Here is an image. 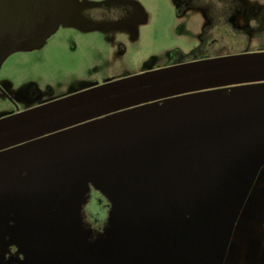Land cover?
Here are the masks:
<instances>
[{
	"label": "rangeland",
	"instance_id": "rangeland-1",
	"mask_svg": "<svg viewBox=\"0 0 264 264\" xmlns=\"http://www.w3.org/2000/svg\"><path fill=\"white\" fill-rule=\"evenodd\" d=\"M73 1L75 11L65 15L46 40L34 45L30 52L14 54L4 63L0 70V118L26 116L39 121L61 114L87 103L86 98H79L77 102H70L69 98L83 92L89 83H103L104 79L123 81L112 86V91L117 94L138 89L144 85L140 80L141 71L164 66L178 50L188 57L200 45V37L196 34L199 29L195 25L199 13L193 6V0ZM128 3L134 4V11L146 18V23L137 28L140 32L136 39L133 31L102 29L87 17L89 12L94 13L102 6ZM233 45L237 46L236 43ZM240 47L245 49L244 56L230 58L226 66L264 65V38L246 41ZM124 78L129 80L125 82ZM132 78H135L133 82L130 81ZM231 78L255 84L211 96L203 109L194 104L192 110L174 106L173 114L165 118L152 115L149 111L140 112L137 116V154L142 161L137 163L148 166L153 161L156 168L161 169L171 140L198 128L212 133L210 136L218 140L220 155L213 165L225 182L222 191H227L225 214L243 210L238 215V224L229 231L221 228L227 220L225 216L224 220L219 219V228L188 233L184 239L181 238V245L173 249L170 242L153 248L148 229L143 230L144 226L140 225L128 242L121 244L120 255L127 260L141 258L148 261L152 258V264H264V228L258 222L255 225L250 224L251 220L249 225L247 223L250 211L255 213V221H259L263 217L259 214L264 208V69L230 74L219 80ZM196 84V81H191L148 89L109 103L123 106L129 100H143L176 89L185 90ZM32 87L40 93L39 96H27ZM244 100H251L252 107L241 110L240 115L237 110L233 113L234 104ZM104 105L39 124L3 137L0 142L24 139L48 129L46 156L54 149L58 163L72 169L89 161L98 164L104 152L101 142L91 132L92 126L96 125L74 127L84 120H94L93 112L104 110ZM231 111V114L225 115V112ZM68 126L74 127L60 132ZM55 132L58 135L53 136ZM246 143L247 146H244ZM111 151L107 150V154ZM18 159L19 156L14 153L0 158V212L3 211L2 205L10 202L26 225V237L22 243V251L27 256L25 264H94L91 253L77 238L74 215L59 217V223H54L40 213L35 190L37 181L40 175H45L51 177L49 189L58 188L56 179L52 178L54 171L42 167L43 163L39 170H33L35 162L29 164L36 179L29 185L24 178L27 167L18 163ZM122 184L120 181L109 183L115 194L124 191ZM114 246L112 243L111 252ZM184 252L189 258L183 259Z\"/></svg>",
	"mask_w": 264,
	"mask_h": 264
},
{
	"label": "flooded vegetation",
	"instance_id": "flooded-vegetation-1",
	"mask_svg": "<svg viewBox=\"0 0 264 264\" xmlns=\"http://www.w3.org/2000/svg\"><path fill=\"white\" fill-rule=\"evenodd\" d=\"M192 3L199 13L195 25L199 29L196 34L200 37V45L188 57L178 50L173 52V59L164 66L153 67L149 72L141 71L140 80L144 82L142 87L117 94L112 91V86L123 81L104 79L103 83H89L83 92L69 98L72 100L70 102L86 98L87 103L67 109L61 114L39 121L25 118L26 116L0 118L1 139L84 109L106 105L117 98L148 89L196 81L195 86L185 90L176 89L143 100H129L123 106L109 103L104 105V110L93 112L94 120H84L75 127L71 126L81 128L96 125L92 126L91 132L101 142L104 152L98 164L89 161L72 169L64 163H58L54 149L46 156L50 132L48 129L24 139L0 142V158L14 153L19 156L18 163L27 167L24 172V178L29 181L27 184L36 180L29 164L35 162L33 170H39L43 163L42 167L54 171L52 178L56 179L58 188L49 189L51 177L40 175L38 178L35 190L37 189L40 213H44L45 218H51L54 223H59L67 214L74 215L77 238L91 253L94 264H152V258H148V261L141 258L127 260L120 255L121 244L127 243L140 225L144 226L143 230L148 229L153 248L170 242L173 249L181 245V238L184 239L188 233L197 234L219 228L220 218L224 220L227 217L226 222L221 225L226 231L236 226L240 220L238 215L243 210L236 214H225L227 203L224 200L227 191H222L225 182L213 165L220 155L218 140L210 136L212 133L198 128L171 140L166 147L167 158L161 169H157L156 162L153 161L148 166L146 163H137L141 160L137 154V116L140 112L149 111L152 115L165 118L173 114L174 106L179 108L180 105L179 109L184 106L183 108L192 110L194 104L203 109L211 96L255 84L251 81L219 78L264 69V65L226 66L230 58L244 56L245 49L240 44L264 38V0H193ZM133 5L102 6L94 13L89 12L87 17L102 29L133 31L136 39L140 32L137 28L146 23V18L138 15ZM5 37L6 35L0 34V45ZM22 51L14 52L0 62V70L11 56ZM124 80L127 82L129 79ZM134 80L135 78L130 79L131 82ZM33 88L35 87L27 94L29 98L40 95ZM234 105L233 109L231 107L233 113L237 110L240 115L241 110L251 108L253 102L244 100ZM232 111L225 112V115L228 116ZM71 127L59 131H69ZM52 135H58V132ZM38 143L41 144L36 145ZM34 146L39 147L33 149ZM110 149L111 153L107 154ZM117 181L123 183L121 188L124 191L115 194L109 183ZM2 207L0 264H25L27 256L22 251V243L26 237V225L10 202L4 203ZM259 215L263 217L255 221V213L250 211L247 215L248 225L251 220L250 224L258 222L264 228V208ZM112 243L115 246L111 252ZM186 258L189 255L184 252L183 259Z\"/></svg>",
	"mask_w": 264,
	"mask_h": 264
},
{
	"label": "water",
	"instance_id": "water-1",
	"mask_svg": "<svg viewBox=\"0 0 264 264\" xmlns=\"http://www.w3.org/2000/svg\"><path fill=\"white\" fill-rule=\"evenodd\" d=\"M74 11L73 0H0V34L6 35L0 62L46 40L60 20Z\"/></svg>",
	"mask_w": 264,
	"mask_h": 264
}]
</instances>
